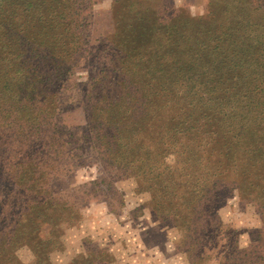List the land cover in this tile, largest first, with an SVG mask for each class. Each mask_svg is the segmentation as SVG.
Instances as JSON below:
<instances>
[{"label": "trees", "instance_id": "1", "mask_svg": "<svg viewBox=\"0 0 264 264\" xmlns=\"http://www.w3.org/2000/svg\"><path fill=\"white\" fill-rule=\"evenodd\" d=\"M80 2L0 0V172L9 166L4 173L19 183L20 191L29 192L16 197L35 204L28 212H14L9 224L0 216V243L3 237L11 244L24 237L33 240L34 252L55 250L60 243L57 222L67 210L59 197L47 195L46 188L49 161L57 155L55 144L64 140L53 126L58 102L54 90H60L73 68L82 42L78 30L86 6ZM211 6L204 18L174 16L160 29L158 20L154 25L145 22L143 13L129 4V25L116 31L111 58L107 55L101 76L91 78L84 94L86 112L96 113L87 114L92 132H97L92 147L100 149L108 170L129 173L150 192L157 181L164 193L174 191L168 180L174 181L175 171L180 174L176 177L189 176L200 168L192 170L188 164L183 169L187 152L179 150L177 170L175 164L159 160L164 154L155 155L154 138L143 143L145 128L150 130L159 117L165 123L157 127L164 131L163 147L180 149L189 142L200 148L192 159L211 154L229 162L219 172L202 174V185L191 186L192 181L179 189L181 198L176 194L170 206L176 198L183 205L205 198L209 202V192L226 189L240 191L262 209L264 0H212ZM146 36L150 44L140 45ZM39 222L51 232L35 234L32 229ZM260 241L246 252V263L236 264H264V234ZM46 262L37 259V264Z\"/></svg>", "mask_w": 264, "mask_h": 264}, {"label": "rangeland", "instance_id": "2", "mask_svg": "<svg viewBox=\"0 0 264 264\" xmlns=\"http://www.w3.org/2000/svg\"><path fill=\"white\" fill-rule=\"evenodd\" d=\"M85 1L80 2L86 10L79 23L78 31L82 30L79 52L66 81L60 83L59 91L54 90L58 102L52 114L53 126L64 140L55 144L57 155L49 161L52 167L48 171L50 181L46 190L47 195L59 197L62 200L59 203L64 202L61 206L67 209L63 219L57 222L60 243L53 251L39 248L34 252L31 239L26 241L19 236L11 244L3 237L0 264H37L39 258L47 261L45 264H236L238 260L246 263L249 259L246 252L259 244L264 234L263 207L261 209L238 190L209 192L211 200L208 202L205 198L197 204L183 205V200L177 199L181 198L178 190H185L192 181L191 186L202 185V174L224 169L229 164L226 158L199 154L192 159L200 148L189 142L180 145V149L163 147L160 142L164 131L157 127L165 123L156 117L150 130L145 128L143 143L154 138L155 155L164 154L159 160L175 164L177 170L181 166L177 165L176 152L185 151L188 159L183 169L189 164L192 170L199 167L200 171L179 177H176L179 172L175 171L174 181L168 180L175 192L164 193L160 181L156 182V190L150 192L143 182L139 187L129 173L125 176L122 170L105 168L97 152L100 149L92 147L97 132H92L88 124L87 114L96 113H87L84 102L91 78L101 76L116 31H124L129 25L128 19L132 17L127 10L129 4L143 13L145 22L151 20L154 25L153 20H158L163 29L168 23L164 20L174 16H208L212 0H87L92 5ZM147 37L138 43L149 45ZM158 101L167 104L164 98ZM9 170L6 166L5 171L0 172V216L8 219L7 224L14 220V212L21 208L28 212L35 207L32 200H23L25 196L16 197L29 192L18 189L19 183L9 173H4ZM176 194L175 205L170 206ZM10 197L15 199L11 201ZM32 230L39 235L51 232L48 225L40 222Z\"/></svg>", "mask_w": 264, "mask_h": 264}]
</instances>
